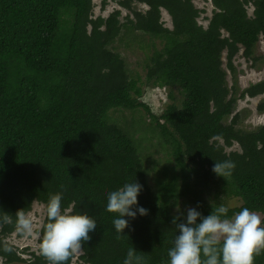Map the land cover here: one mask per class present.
<instances>
[{"label":"trees","instance_id":"trees-1","mask_svg":"<svg viewBox=\"0 0 264 264\" xmlns=\"http://www.w3.org/2000/svg\"><path fill=\"white\" fill-rule=\"evenodd\" d=\"M113 1L130 11L124 21L120 9L96 16L94 0H0V208L13 217L0 224V256L7 264H49L41 252L23 257L6 238L17 230V210L28 213L35 202L46 208L56 193L62 208L97 222L79 256L86 264H123L129 247L144 264H168L177 207L186 212L199 204L208 215L212 204L227 206L222 193L241 202L227 206L229 217L247 207L264 219V124L240 127L243 116L234 114L239 99L264 94V79L238 86L234 62L242 49L252 66L263 60L257 47L264 39V0H212L207 26L194 0ZM163 10L173 28L165 25ZM135 41L151 50L146 82L179 87L180 107L169 105L158 116L139 99L143 78L117 50ZM139 108L151 119L136 116ZM257 110L264 112V97ZM147 132L174 165H149ZM215 160L234 161L232 175L214 174ZM135 179L144 186L139 203L150 212L121 235L112 223L117 214L105 210L107 196ZM47 222L46 213L41 240ZM254 264H264V250Z\"/></svg>","mask_w":264,"mask_h":264},{"label":"clouds","instance_id":"clouds-1","mask_svg":"<svg viewBox=\"0 0 264 264\" xmlns=\"http://www.w3.org/2000/svg\"><path fill=\"white\" fill-rule=\"evenodd\" d=\"M235 167L232 160H215L212 172L226 178L232 175ZM143 190V184L135 179L108 193L105 210L117 214L112 223L118 234L126 235V229L134 231L133 222L149 215L150 210L138 199ZM199 207V204L188 207L186 212L177 207L179 215L172 219L177 234L173 247L168 250V264H254V257L264 250V219L247 207L230 217L229 207L224 204H212L208 215L198 210ZM46 213L48 222L39 245L40 252L49 264H70L96 234L97 222L87 213H73L71 209L62 208L60 193L49 196ZM14 214L16 229L30 237L33 233L31 216L24 209ZM12 222V213L0 208V224ZM10 250L5 246V251ZM123 264H144V257L135 247H129Z\"/></svg>","mask_w":264,"mask_h":264},{"label":"rangeland","instance_id":"rangeland-1","mask_svg":"<svg viewBox=\"0 0 264 264\" xmlns=\"http://www.w3.org/2000/svg\"><path fill=\"white\" fill-rule=\"evenodd\" d=\"M197 7L204 9L205 12H202L201 16L199 17V22L203 25L207 26L209 21L207 17H211L213 15L214 6L212 0H194ZM95 4V15H103L108 17L114 10L120 9L122 12L121 18L123 21L125 20L126 15L130 13V11L122 6H120L117 2L113 0H108V3L105 7H103V0H94ZM137 8L146 9L148 6L144 4H135ZM253 8H250V12L252 13ZM163 21L167 27L173 28V19L170 14L163 10ZM128 38V37H127ZM129 39V38H128ZM130 41V39L128 40ZM130 45H126L124 43H120L117 46V50L124 55L128 62V66L133 70L136 71L142 76V88L143 92L140 96V100L146 102L150 105L151 111L154 115L160 116L168 107L169 105L175 104L177 106H181L183 101V95L180 91V88L177 86H160L154 84L153 82H146V68H145V60L146 55L149 53L151 54L150 48L143 45V42L135 41L134 43H130ZM258 54L263 55V60H260L256 65L252 66V61L248 60L244 55V50L242 49L240 53L235 57V65L237 69V78H238V86L241 89L247 88L252 82H258L264 79V39H261L258 47H257ZM225 63L227 62L226 53L224 55ZM226 66V65H225ZM228 70V81L229 85H233V73ZM264 97L260 95L255 98H250L246 96L245 98L239 99L237 101V105L235 107V113H241L243 116V121L240 123V127L244 128H254L259 126L260 124H264V113H260L257 110V105ZM135 113L136 116L143 115L144 119L150 120L146 114V110L143 108L138 109ZM246 110V111H244ZM233 114V115H234ZM233 115L229 117L228 123L230 119H232ZM115 117L124 118V119H132V115L129 112H115ZM146 120V121H147ZM147 123H150L149 121ZM142 133H139L140 136ZM138 134V135H139ZM148 136H152L151 139H148ZM145 137L147 139H143V144L145 147V155L147 158V162L151 167H154L155 170L160 169L165 163L170 164L171 166L175 164L174 157L169 154L165 147H163L159 142L156 135L153 133H146ZM234 149L238 150L239 145L235 144L233 147ZM215 190L211 191L207 194L208 198H212L213 194H215ZM220 198L224 199V202L227 206H234L236 204H240L238 199L235 197H227L223 193L220 194ZM185 208H188L187 206ZM33 220V233L30 237H25L21 234L18 230L10 234L6 240L15 245L21 255L25 258L31 257V252L36 251L40 253V242H41V235L39 230L41 229L45 216H46V208L45 205L39 202H35L34 206L31 211L28 212ZM81 251L74 256L72 261L73 264H86L83 263L80 259ZM0 264H7L4 262V259L0 256ZM10 264H28V262H13Z\"/></svg>","mask_w":264,"mask_h":264}]
</instances>
